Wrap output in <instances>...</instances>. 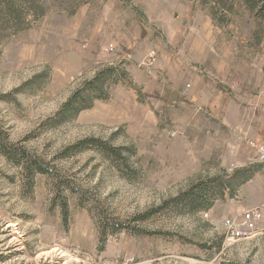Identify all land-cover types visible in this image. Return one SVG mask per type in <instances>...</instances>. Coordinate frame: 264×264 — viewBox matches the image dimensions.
I'll list each match as a JSON object with an SVG mask.
<instances>
[{
  "label": "rangeland",
  "instance_id": "rangeland-1",
  "mask_svg": "<svg viewBox=\"0 0 264 264\" xmlns=\"http://www.w3.org/2000/svg\"><path fill=\"white\" fill-rule=\"evenodd\" d=\"M14 3L0 7V264H264V234L221 228L264 201V23L238 3ZM99 72L101 99L52 125ZM87 138L126 167L63 153Z\"/></svg>",
  "mask_w": 264,
  "mask_h": 264
},
{
  "label": "trees",
  "instance_id": "trees-1",
  "mask_svg": "<svg viewBox=\"0 0 264 264\" xmlns=\"http://www.w3.org/2000/svg\"><path fill=\"white\" fill-rule=\"evenodd\" d=\"M204 7L211 6L212 11L224 12L231 11L233 3H238L243 6L251 15L258 21L264 23V0H200ZM228 6V7H227ZM0 7L11 17L17 15L15 10L14 0H0ZM106 72L97 73L91 80L83 83L77 88L66 102L61 106L55 116L49 120L52 125L63 123L83 110L89 109L94 100L101 99L103 94ZM107 74V73H106ZM96 148L102 152L110 153V155L121 166L127 165L126 158L121 153V149L108 146L107 143L94 138L83 139L76 144L69 146L63 150V153H68L73 149ZM126 149V148H124ZM39 173H44L42 168H38ZM229 189V187H226ZM65 212V210H64Z\"/></svg>",
  "mask_w": 264,
  "mask_h": 264
},
{
  "label": "built area",
  "instance_id": "built-area-1",
  "mask_svg": "<svg viewBox=\"0 0 264 264\" xmlns=\"http://www.w3.org/2000/svg\"><path fill=\"white\" fill-rule=\"evenodd\" d=\"M112 49L113 46L108 45L103 48V51L110 52ZM251 147L256 151L258 161L264 163V135L262 138L253 141ZM221 228L225 238L232 242L264 234V201L240 214L223 218Z\"/></svg>",
  "mask_w": 264,
  "mask_h": 264
}]
</instances>
